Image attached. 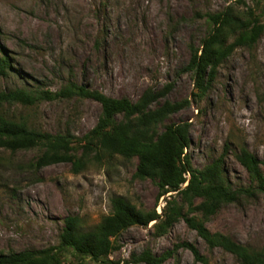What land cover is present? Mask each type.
<instances>
[{"label": "rangeland", "instance_id": "374dc122", "mask_svg": "<svg viewBox=\"0 0 264 264\" xmlns=\"http://www.w3.org/2000/svg\"><path fill=\"white\" fill-rule=\"evenodd\" d=\"M230 6L241 14L251 10L264 23V0H0V47L14 69L9 78H0V91L55 93L75 82L136 102L147 89L168 88L161 103L190 101L170 121L190 124L193 167L203 170L223 156L233 188L249 187L251 180L236 154L243 147L264 161V36L252 53L239 50L224 63L201 100L194 97V78L186 70L192 51L210 29L203 16ZM0 111L25 118L43 132L71 133L78 141L96 126L101 107L74 98L30 108L4 105ZM81 148L77 156L85 165L79 173L69 163L33 173L27 166L38 157L37 150L0 153V252L57 247L65 218L77 217L86 230L92 229L111 214L113 197L162 214L170 194L157 201V185L134 177L136 158H97L95 152L85 156ZM206 226L264 250V198L225 205ZM184 244L195 246L203 261ZM118 245L108 264H144L137 258L147 249L155 256L170 252L164 264H240L229 253L209 250L184 220L165 235L157 233L154 223L131 228ZM63 261L97 264L81 262L71 252L63 253Z\"/></svg>", "mask_w": 264, "mask_h": 264}, {"label": "trees", "instance_id": "16d2710c", "mask_svg": "<svg viewBox=\"0 0 264 264\" xmlns=\"http://www.w3.org/2000/svg\"><path fill=\"white\" fill-rule=\"evenodd\" d=\"M209 26L207 36L199 48L192 51L186 68L194 78L201 100L213 88L220 68L237 51L252 53L264 36V23L253 11L241 14L230 6L224 11L203 16ZM14 73L9 56L0 47V78ZM169 89H147L136 102L128 98L114 99L97 90L69 82L58 92L27 88L0 91V106L33 107L42 102L68 101L74 98L92 100L101 107L96 126L81 140L71 133L51 134L33 128L25 118H11L0 111V153H22L37 150L39 155L28 163L33 173L51 165L69 163L79 173L84 165L78 158L93 152L96 157L120 156L138 165L134 177L150 180L157 185V201L169 195L162 214L156 209L145 211L123 197L111 199V214L92 229L86 230L77 217L64 219V228L57 247L23 252H0V264H64L63 253L71 252L81 262L89 259L108 264L110 256L119 250L118 239L131 228H146L151 223L157 233L165 235L180 220L195 231L209 250L220 249L234 256L240 264H264V250H256L236 243L221 233H212L207 223L225 205L236 204L242 198H264V161L248 149L241 148L236 159L247 172L249 187L233 188L224 168V157L214 160L203 170L192 165L188 155L191 145L190 124H176L171 118L190 105L189 100L165 101ZM2 157L0 156V162ZM20 169H25L20 166ZM185 183L188 185L182 188ZM182 247L191 251L197 261H203L192 244ZM167 252L155 256L150 250L137 258L138 263L164 264Z\"/></svg>", "mask_w": 264, "mask_h": 264}]
</instances>
